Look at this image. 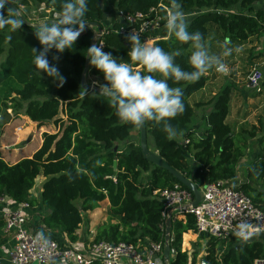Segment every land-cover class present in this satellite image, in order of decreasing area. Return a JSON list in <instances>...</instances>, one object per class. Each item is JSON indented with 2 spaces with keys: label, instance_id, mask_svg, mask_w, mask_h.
Listing matches in <instances>:
<instances>
[{
  "label": "trees",
  "instance_id": "16d2710c",
  "mask_svg": "<svg viewBox=\"0 0 264 264\" xmlns=\"http://www.w3.org/2000/svg\"><path fill=\"white\" fill-rule=\"evenodd\" d=\"M259 1L177 0V3L183 13L202 9L188 21V30L199 31L208 50L218 49L217 43L229 40V45L246 46L243 53L248 60L254 58L253 62L264 55L262 51H254L259 37L264 34V11L254 9ZM10 2L22 12L25 5L42 4L51 10L50 16L53 17L63 0ZM171 7L172 0H89L85 18L87 23L97 22L104 27L107 12L122 10L149 14L155 9L161 14L164 8L170 10ZM4 12L6 16L9 13L15 15L9 6ZM111 25L109 31L100 37L103 50L127 60L129 45L124 36L112 32L119 27V22L113 20ZM34 31V27L26 25L17 31H11L9 26L0 29V87L5 92L0 108L6 114L10 109L14 117L25 115L39 126L53 122L58 130L43 132L40 147L30 157L13 164L0 157V194L8 195L17 203L27 202L34 206L38 201L29 190L35 179L42 175L45 179L40 199L49 209L41 220L43 230L60 231L74 243L80 225L84 221L94 222L92 216L106 200L108 218L94 222V236L85 244L104 240L130 242L140 249L146 242L160 243L163 247L164 203L152 192L181 184L168 171L143 158L138 141L135 142L131 134L135 129L138 132V127L119 121L106 97L96 91L81 89L80 74L86 48L93 38L92 28L81 33L73 49L58 54L59 61H51V56L56 54L54 50L49 54L50 62L56 63L65 78L59 87L50 78L42 77L32 64V47H40ZM151 36L158 37L154 42L165 51H179L175 63L186 71L192 70L187 63L192 52L191 43L184 44L170 38L165 26L151 32ZM88 76L96 77L99 83L104 82L102 73L90 65ZM207 79L205 73L195 82L175 84L169 81L170 86L183 90L185 103L184 113L169 121L178 130L175 137L170 139L159 125L145 122L149 149L200 187L207 182L235 178L236 164L247 149L246 142L241 141L243 138L234 134L226 122L232 93L228 85L205 102H189L190 96L203 88ZM7 93L11 95L7 96ZM201 105H209L210 109L204 117L205 128L198 136L191 124L195 110ZM262 143L264 153V135L259 139V145ZM237 182L233 183L234 187L264 212V156L250 160L245 166L243 180ZM187 232L196 233L193 215H172L169 264H188L189 255L182 250V235ZM198 236L205 242L203 259L206 264H252L255 258L264 256V235L246 241L234 237L222 239L206 233ZM91 264L101 263L95 260ZM191 264H195L194 259Z\"/></svg>",
  "mask_w": 264,
  "mask_h": 264
},
{
  "label": "clouds",
  "instance_id": "9594fccd",
  "mask_svg": "<svg viewBox=\"0 0 264 264\" xmlns=\"http://www.w3.org/2000/svg\"><path fill=\"white\" fill-rule=\"evenodd\" d=\"M89 0H63L59 11L55 12L50 22H41L33 27L34 36L40 45L32 47V64L38 69L42 77L50 78L57 87L62 86L65 78L61 75L56 63L60 53L71 50L75 41L83 31L89 28L86 21ZM10 0H0V29L6 26L11 31H17L26 23L20 13L5 15V8ZM165 29L170 38L187 44L191 43L192 52L187 63L191 71H186L175 63L179 51H165L155 42L142 41L140 35L129 33L124 36L127 42V60L114 56L103 50L104 45L94 43L86 48L88 64L102 73L103 83H97V91L106 97L109 106L115 109V115L124 124L136 127L145 122H153L161 127L168 138L178 134V130L169 123L185 111L182 99L183 90L172 87L180 82H195L210 69L228 74V67L219 55L211 54L204 43V36L199 32L188 30L186 20L177 0H172V7L168 10ZM229 40L224 41L222 55L227 57L232 49L228 47ZM96 83V82H94ZM88 90L85 88V92ZM238 237L247 239L252 233L248 232L246 224H240L235 233ZM36 241L48 243L43 232H38Z\"/></svg>",
  "mask_w": 264,
  "mask_h": 264
},
{
  "label": "built area",
  "instance_id": "2783aa9c",
  "mask_svg": "<svg viewBox=\"0 0 264 264\" xmlns=\"http://www.w3.org/2000/svg\"><path fill=\"white\" fill-rule=\"evenodd\" d=\"M164 10L161 14L155 9H151L149 14L140 11L131 13L114 10L112 21L119 22V27L112 32L120 36L135 33L143 37V41L154 42L158 37L151 36V32L165 26L162 20L168 9L164 8ZM112 21L102 27V34L109 31ZM97 43L103 44L100 39ZM246 87L253 93L261 92L262 71L258 67H252L247 74ZM201 191L202 199L196 206L191 204L190 191L179 184H174L171 188L157 189L152 193L163 200V217H166L168 211H172V215L178 217L193 215L197 234L206 233L222 239L234 237L241 241L264 235V212L258 209L247 195L229 184L228 180L207 182L201 187ZM6 196L0 194V215L5 229L14 236V244L8 254L9 264H91L95 260L101 264L162 263L160 243L146 242V245L140 249L133 243L111 244L100 240L82 250L59 243L42 230H28L24 226V210L29 207L28 203L19 202L13 205ZM242 223L246 224L248 232L252 233L247 239L235 234ZM38 232H43L48 238L46 245L36 241L35 236ZM195 264H206V262L201 259ZM252 264H264V256L255 258Z\"/></svg>",
  "mask_w": 264,
  "mask_h": 264
},
{
  "label": "crops",
  "instance_id": "0c3cea01",
  "mask_svg": "<svg viewBox=\"0 0 264 264\" xmlns=\"http://www.w3.org/2000/svg\"><path fill=\"white\" fill-rule=\"evenodd\" d=\"M254 9L255 10L259 9V10L264 11V0L257 2L254 5ZM199 11L201 12L202 9L198 10L197 14L200 13ZM42 12H43V14H44V12H46L45 8L42 10ZM48 12H46V13H48ZM107 14H109V13H107ZM184 14H186V13H184ZM189 14H190V12H189ZM44 16H46V15H44ZM108 22H109V20H107V23H105L103 26H107ZM228 47H230L231 49H235L234 52H231V54L229 56L224 57L226 59V61H224V63L227 65V67L229 69L228 75H224V74L221 75V74H219V72L215 71V69H210L206 73V74H208V79H207L204 87L201 88L199 91L193 93L190 96L189 102L191 104H195L196 102H199V101L205 102V101L209 100V99H205V97L208 94V89H210L211 96L214 95L217 91H219L222 87L220 89L218 88L219 90H216V89L213 90L212 86H214L218 82H221V80H222L221 77H223V78L226 77V79H224L225 81H227V80L233 81L232 85L231 84L228 85L231 92H232V90H234V88H238L239 89L238 93H240L242 95L243 94L247 95V93L250 92L247 89L246 84L243 85L239 82V80L236 81L235 77L232 75L233 71H237L236 69L234 70V68H233L234 57L236 56V58L237 57L240 58V57L244 56L243 50L246 49V46L228 45ZM223 50H224V47L222 48V51ZM254 51H256V52L262 51L264 54V34L259 37V41L256 44V48H254ZM237 52H239V53L237 54ZM245 57H246V55H245ZM92 77L97 79L94 76H92ZM96 81H98V80H96ZM225 81H224V83H225ZM93 84H97V83L93 82ZM231 97H232V93H231ZM244 100L247 101V97ZM234 103H235L234 99H233V101H230V107H229L228 115L226 117V122H228V117L230 115H232V113H234V107H233ZM209 109H210L209 105H201L195 110V118L191 124V128L195 131V134L198 136H200L202 134V132L205 128L204 117H205V114L209 111ZM8 110H10V109H8ZM0 113L2 114V117H3V114H6L2 110H0ZM237 113L238 112H235L234 116H236ZM10 115L13 116L12 113ZM60 116L62 118H65V116L62 114H60ZM21 117H23L25 119V121L29 124H35L36 123V122L30 121L25 115L21 114ZM1 118H0V120H1ZM17 120H18V118H13V119L11 118V120L8 122V124H6V123L1 124V122H0L1 131H2V134L0 136V157L5 162H7L9 164H13L20 159L30 157L40 147L41 142H42L41 134L43 132L55 133L58 130V127H55L54 123L50 122L46 128L43 127L44 125H42V130H40V131L31 130L29 133L25 134V132L19 131L17 129V126L19 124V123L15 124L17 122ZM39 127H41V126H39ZM13 130H14V132H13ZM17 144H20V145L17 146ZM44 179L45 178L42 175L38 176L35 179V183H34L33 187L29 190L31 192V194H33L36 197L38 203L34 206H29L27 209L24 210L25 211V213H24V217H25L24 226H25V228L28 230H42V231L46 232L50 238H52V239H54L57 242L62 243V244L70 245L72 247L81 248V249L86 247L87 246V244H85L86 241L87 242L90 241L93 238L94 233H95L93 221H91L89 223H86L84 221L80 225V227L76 231L77 240L74 243H71L70 241H68L66 238V235L60 231L43 230L44 226L41 223V220L44 216H46L49 213V209L46 207V205H44L41 202V199H40V191H41V186H42ZM241 181L242 180H240L239 183ZM38 183H39V186H38ZM236 184H238V182ZM6 197L8 198V200H10V202L13 205L17 204V202L12 200L11 197H9L8 195ZM189 233H193V232H187V233H184L182 235V245H184L182 250L187 251V253L189 255L188 263L191 264L192 259H194V261H196L195 263H197L199 260L203 259V256L205 254V246H204L205 242L203 243V248L202 249L200 248L198 250L197 254H195V252L197 250H195V252L191 253L190 251H192V248H189V241H190ZM193 234L197 235V233H193ZM195 243H197V242H195ZM13 244H14L13 233L10 231H7L5 229L4 221L2 219V216L0 215V264H9L8 254H9V251L12 248ZM145 245L146 244H144V246ZM193 254H195L196 257H194ZM158 264H163V263L158 262Z\"/></svg>",
  "mask_w": 264,
  "mask_h": 264
},
{
  "label": "rangeland",
  "instance_id": "374dc122",
  "mask_svg": "<svg viewBox=\"0 0 264 264\" xmlns=\"http://www.w3.org/2000/svg\"><path fill=\"white\" fill-rule=\"evenodd\" d=\"M43 9H44V7L42 6V4H29V5H25L22 7V10L24 13L22 11H19V12L26 15V18L31 23H34V22L35 23L36 22L41 23L42 20H44L45 18L46 19H53L54 18V15H53V17L50 16L51 10L45 9L46 12L49 11L48 12L49 14L46 12H44V14H43V12H42ZM198 10H200V9H194L190 12V14H189V12H187L186 14L183 13L186 20L189 21L192 16H194L198 13ZM44 15H46V16H44ZM109 18H110V20H109ZM112 18H114V13L111 12L109 14H106L105 18H104V22L109 20V22H108V24H109L112 21ZM92 30H93V37H94L95 32H96L95 28ZM216 47L218 49L213 48L212 50H209V52L211 54L219 55L223 62L226 61V59L222 55V53H223L222 48L224 47V41L217 43ZM234 50L235 49H232V52H234ZM238 53L239 52H237V54ZM245 55H246V53L244 54V56H242L240 58L239 57L236 58V56L234 57L233 68H234V70L236 69L237 71H233L232 75L235 77L236 81L239 80V82L241 84L245 85L247 74L249 73L251 68L254 65H259L260 66L259 69L262 71V90L259 93H253L250 91L247 93V95H245V94L242 95V94L238 93V91H239L238 88H234V90H232V97H231L230 101H233V99L235 100V103L233 104L234 113L235 112H238V113L236 116H234V113H232V115H230L228 117V123L231 125V127L233 129V133L239 134L240 137L243 138L241 141H245L247 144L245 156H243L239 160V162L236 164V167H235V171L237 172L236 177L228 180L229 184H232L233 186H234L233 183L240 181V180H243L244 173H245V166H246V164H248V162L250 160L257 158V157L264 156V153H263L262 148H261L263 146V143L259 145V139L261 140L263 138V135H264V55H262L261 57L258 56L260 58H258L257 61H253V62H252V60L254 58L248 60L247 59L248 56L245 57ZM219 74L223 75L222 73H219ZM87 79H88V82L91 84H93V82L98 80V79L93 78L92 76H89ZM221 79H220L221 82H218L214 86H212L213 90H215V89L219 90L221 87L223 88L225 85H230V84L232 85L233 84V81H229V80L225 81L224 79H226V77H224V78L221 77ZM224 81H225V83H224ZM96 83H99V82L96 81ZM3 90L4 89H2L0 87V106H1V102L5 98V92ZM10 95H11L10 93H7V96H10ZM210 97H211V92H210V89H208V94L205 97V99H209ZM246 97H247V101L244 100ZM0 110H2V108H0ZM7 113L10 115L12 113V111L8 110ZM12 115H13V113H12ZM11 118L12 119L18 118L17 122L15 123V124L19 123L17 126V129L19 131L25 132V134L29 133L31 130H37V131L42 130V126L39 127V125L36 123L35 124L27 123L25 121V119L23 117H21V114L18 117L11 116L8 119V121L6 122V124H8V122L11 120ZM49 123L50 122L45 123L43 127L46 128ZM13 132H14V130H13ZM131 134H132V139H134V141L137 142L138 141L137 129L133 130L131 132ZM18 145H20V144H17V146ZM38 186H39V183H38ZM75 203L79 204V201H75ZM107 208H108L107 201L105 200V201L101 202L100 206L95 211V214L93 213L94 215L92 216L95 223L97 221H99L98 220L99 218H105V220L108 218ZM189 235H190L189 248H192V251H190V252L192 253V252H195V250H199L200 248L202 249L204 241L200 240L198 234L196 235L193 233H189ZM120 242H124V241H120ZM195 242H200V243L197 244ZM109 243H111V242H109ZM124 243H130V242H124ZM90 244L88 243L86 247L83 246L84 248H82V250L87 248L88 245H90ZM111 244H116V243H111ZM183 247H184V245H182V248ZM73 248L76 249L75 247H73ZM193 256L196 257L195 254H193Z\"/></svg>",
  "mask_w": 264,
  "mask_h": 264
},
{
  "label": "water",
  "instance_id": "95a60500",
  "mask_svg": "<svg viewBox=\"0 0 264 264\" xmlns=\"http://www.w3.org/2000/svg\"><path fill=\"white\" fill-rule=\"evenodd\" d=\"M9 7L13 10V12L20 13L17 9V7L10 2ZM21 14V18L26 22L24 25L26 26H34L38 24L37 22L31 23L26 16L23 13ZM52 19H44L42 22H50ZM89 28L94 29L95 28V36L92 38V40L89 43V46L97 43L100 39V36L103 32L102 26L98 24L97 22H89L88 23ZM88 46V47H89ZM89 69V64L88 60L85 56L84 60V67L82 69V72L80 74V87L82 90L85 91V88L88 90L87 92L90 91H97V84H91L88 82V77H87V72ZM98 93V92H97ZM10 115L3 114V117L1 118L0 122L1 124H5ZM138 144L140 148V152L146 160L151 162L154 166L160 167L168 171L182 186H184L186 189L190 191L192 194V201L191 204L192 206H196L200 203L202 199V191L201 187L196 185L190 178L186 177L182 173H180L178 170H176L174 167L169 165L164 159H162L157 152H154L149 149L147 145V135H146V125L145 123L138 127ZM115 149V148H114ZM171 217H172V211H168L166 215V219L164 222V240H163V248H162V263L163 264H169L170 263V229H171Z\"/></svg>",
  "mask_w": 264,
  "mask_h": 264
}]
</instances>
